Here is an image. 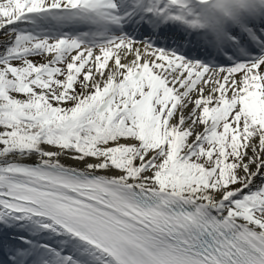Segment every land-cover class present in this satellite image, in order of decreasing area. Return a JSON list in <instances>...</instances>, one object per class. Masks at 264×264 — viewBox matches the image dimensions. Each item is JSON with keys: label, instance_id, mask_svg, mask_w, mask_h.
<instances>
[{"label": "snow or ice", "instance_id": "obj_1", "mask_svg": "<svg viewBox=\"0 0 264 264\" xmlns=\"http://www.w3.org/2000/svg\"><path fill=\"white\" fill-rule=\"evenodd\" d=\"M0 264H264V0H0Z\"/></svg>", "mask_w": 264, "mask_h": 264}, {"label": "bare ground", "instance_id": "obj_2", "mask_svg": "<svg viewBox=\"0 0 264 264\" xmlns=\"http://www.w3.org/2000/svg\"><path fill=\"white\" fill-rule=\"evenodd\" d=\"M49 239H51V238H49ZM57 239H59V238H57Z\"/></svg>", "mask_w": 264, "mask_h": 264}]
</instances>
